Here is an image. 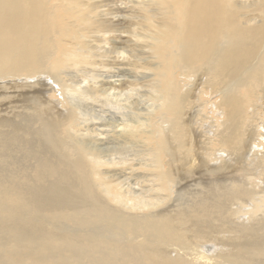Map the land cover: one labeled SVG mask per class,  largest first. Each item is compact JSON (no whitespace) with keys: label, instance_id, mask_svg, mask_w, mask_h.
Wrapping results in <instances>:
<instances>
[{"label":"bare ground","instance_id":"6f19581e","mask_svg":"<svg viewBox=\"0 0 264 264\" xmlns=\"http://www.w3.org/2000/svg\"><path fill=\"white\" fill-rule=\"evenodd\" d=\"M149 1L157 11L144 9L155 62L142 68L154 92L140 116L118 93L126 82L114 78L119 71L86 85L68 79L65 69L86 63L81 0H0V264H215L222 257L264 264V133L253 128V108L264 99V0ZM209 94L218 97L211 105L219 117L203 141L192 120ZM95 95L114 112L99 106L88 114L82 100ZM96 126L97 144L88 145L81 132L89 136ZM133 139L155 196L113 180L109 168L130 164L124 144ZM200 143L204 150L195 151ZM181 153L218 172L212 184L225 188L211 201L171 204L197 178L176 172ZM60 219L85 231L44 227ZM186 230L195 242L218 237L227 251L173 258L172 246L191 242Z\"/></svg>","mask_w":264,"mask_h":264},{"label":"rangeland","instance_id":"374dc122","mask_svg":"<svg viewBox=\"0 0 264 264\" xmlns=\"http://www.w3.org/2000/svg\"><path fill=\"white\" fill-rule=\"evenodd\" d=\"M81 1L83 3V12L86 13V15L82 18V22H81L80 26H78V30H79V41H81V52L86 57V63L79 64V65H77V67H71V68L65 69L67 77L68 76L70 77V78L68 77V79H70L73 83H80L81 85H86L87 83H91L93 78L97 80L98 75H102V74L109 75L111 71H114V73H116L115 75H117V73L119 71L118 77L116 76L114 78L117 79L120 77V78H123V80H125L126 82L121 84V86H120L122 91L118 92L116 90V92H118L119 94H122L125 92L124 95H126V97H128V101L130 103L129 106L131 107V109H130L131 111L135 112L136 114H138L140 116H142L143 113H148V109H150L149 107L152 103V95H153L154 89L150 90V87H149L150 77L148 75L151 74V72H148L150 70L147 68H149V66L153 62H155V60H154L153 55H152L153 53L151 52L150 47H149L150 28L148 27V23H147V15L148 14L145 13L144 9L146 7L147 10L151 11L153 14L156 15V12H157L156 6L153 4L151 5L149 0H142V1L141 0H135V1L134 0H81ZM139 3H140V5H139ZM125 4H126V6H125ZM145 5H147V6H145ZM152 8H154V9H152ZM158 17L159 16L157 14L156 18H158ZM111 20H114V21H111ZM122 51H123V53H122ZM129 52H131V53H129ZM126 58H129V59H126ZM114 60L116 61L115 64H113ZM135 60L136 61L141 60L142 65L144 64L147 67L144 65L143 66L139 65L140 61H139V63H137ZM127 61H129V62H127ZM107 62H109V64L111 62L112 63H111V65H105ZM135 62H136V64H138L140 66V69H142V72L140 69L139 70L137 69V68H139V66L136 65ZM132 64L133 65L135 64V65L131 66ZM111 67H113L115 69L113 70ZM142 67L146 68L148 71L146 69H143ZM79 69H81V70H79ZM116 69H117V72H116ZM135 69H137L138 71H136ZM121 75H123V76L121 77ZM124 87H125V89L123 90ZM120 88H118V89H120ZM119 94H118V98L116 96V99L120 98ZM124 95L121 96L122 98H120V99L125 98ZM209 95H210V97H209ZM209 95H208L209 101H207V98L204 95L201 97L202 99L200 101H205L206 104L204 102H199L200 106L194 112V116H193V120H192V124H193L194 129H196L197 131H200L201 134L204 135V136L201 135L199 137V139H202L203 141L206 140V137L208 135L207 133H208L210 127L212 129V126L214 125L215 120H217L219 117L216 109L211 105L212 102L215 101L218 97L215 94H209ZM102 96H103V98H99V96L95 95V97L90 98V100L88 98L85 100H82V103L84 104V108H86L85 110L87 111L88 114L91 115V113H90L91 111H92V113L97 112V110H99L101 106H103L101 109L104 108L103 109L104 111L107 110V111L114 112V110L111 109L109 106H104L103 104H101V101L104 99V95H102ZM212 98H213V100H212ZM196 101H197V98H196ZM202 103H203V105L205 104L206 108H204L205 106L203 107ZM131 104H132V106H131ZM207 104H209V105H207ZM132 107H133V109H132ZM201 107H203V108H201ZM214 112H216V114ZM205 113H206V115H205ZM207 114H208V116H207ZM258 114H259V116H258ZM253 115H254V120L256 119L255 123L258 126V127L254 126L253 128L257 129L260 132L262 131V133H264V124H263L264 123V99H259L258 101H256V104L253 108ZM203 119H204V122H203ZM90 120L95 122V124L97 125V122L95 120H93V119H90ZM207 122H209L207 124V126H204V125H206ZM209 124L211 125L210 127L208 126ZM100 128H102V127H100ZM103 129H105V128H103ZM96 131H93L92 133L90 132V134H89L90 138L89 139H87L89 136L85 135L87 133L81 132V134H84L85 137H82L80 139H82L88 145H93L94 143L97 144L96 139H98L99 136H96V135H98V133L100 131L99 126L97 127ZM248 131H249V128H248ZM93 133H94L95 137L92 136ZM251 142L253 143V141H251ZM128 144H130V148H129V150H130L129 151V153H130V156H129L130 164L127 162V163H125V166L123 164V165L118 166V167L109 168L110 170H115L116 176H114L113 180L120 181L118 186L123 185L121 187L122 189H124V187L125 188H127V187L132 188V186H133L134 189L137 188V189H141V190L145 191V193L147 192L146 194L147 195L149 194V196L157 195V192L153 189L154 182L152 181L151 176H149L150 175L149 170L147 171L142 165H140V163L142 161H144L142 158V155L140 153L136 154V152H135V151L142 148L141 143L138 140L133 139L130 141V143H125L124 145L128 146ZM106 146L112 147V144L110 143L109 145H105L104 147H106ZM200 146H202L201 143L198 145L194 144V150L198 151V152H201V150H204V148L203 149L199 148ZM203 146L206 149L210 148L209 145L204 144V143H203ZM135 148L137 150H134ZM133 151H134V153H133ZM133 154L135 155V158L132 157ZM249 156H250V154L248 155V157ZM180 157H182V160L180 161V163H178L179 168L176 169V172L180 175V178L181 179L185 178V175H187V177H194V179L196 177L197 178L194 181H190V182L188 181L189 183L187 182L185 185L182 186L181 191H183V190L188 191V192H185L186 194L183 193L184 191L183 192L179 191L181 194L179 192L174 193L175 196H174V194L172 195V197L174 196L173 197L174 199L172 200L171 204H177L179 206V203H180V205L184 204L186 207V204L190 205L193 203L194 197H196L194 199L197 200L199 198V196H201L200 198L207 199V201H211L212 198H214V196L216 197V195L218 194L217 192H219V191H221V189L225 188V186L217 187L216 185L214 186L212 184L214 177H217L219 174L217 171L212 174L210 172V170H206V167L204 166V164H208L209 162L204 163L202 165L198 162L199 165L197 164V166H194V163H192V161H190L191 160L190 157L188 158L184 153H181ZM138 161H139V163H138ZM189 161H190V163H192L191 168L189 167V165H187V164H190ZM210 163H213V162H210ZM140 167L142 170L140 169ZM135 168H137L139 170H137ZM139 171H142V172L145 171V173H143V175H142V172H139ZM146 173H148V174L146 175ZM203 173H205V174H203ZM200 174H201V176H200ZM139 175L142 177H140ZM238 176L239 175H234V176L231 175V178L234 177V179H237V178L239 179L240 176L239 177ZM209 177L210 178L212 177L213 179L212 178L210 179ZM120 178H122L123 181L120 180ZM128 178H131V179L129 180ZM199 180H201V181H199ZM240 181L245 182L246 179L241 178ZM128 182H130V183L128 184ZM142 183H143V185H142ZM91 184H92V181H91ZM134 184H136V185L134 186ZM196 184L198 187L195 186ZM137 186H139V187H137ZM187 186H189V188H187ZM193 186H195V187H193ZM190 188H191V192L189 194ZM217 188H219V190ZM148 189L151 191V193H150V191H148ZM178 194L182 197V200L185 199V201L186 202L188 201V202L185 203V201H183V203H181L182 200L180 201L181 197L179 198ZM195 195H197V196H195ZM185 196H187V197H185ZM177 200L179 201L178 203H176ZM249 202H250V200L248 198H246V199H244L243 204L248 205ZM172 209L176 210V206L172 207ZM214 223H216V222H214ZM51 225H52V227H51ZM44 227H47L48 229L55 231L54 233H58L61 235H67V233L69 234L71 232L75 233L77 231H82V232H79L77 235V236H80L85 231V229L83 230V227H79V226L73 224L72 222L66 221L64 219L51 220L48 223V225L44 224ZM59 228H60V231H59ZM205 228H207V224H205ZM186 231H187V235H189V239H191V242H190L188 248H186L187 246L184 244H181V247H183V248H179V249H178V247L172 246L171 247L172 252L170 255H172V256L173 255H179L184 260H189V259L192 260V259H195V257L197 255H198L197 257H199L201 255V252L208 253V255H211V254L213 255L214 253L215 254L217 253V255H218V254H222V253L224 254L227 251V246L221 245L220 241H217L215 239V238L218 239V237H214V239L211 241L199 240L200 242L204 243V244H200L199 241L195 242L194 240H192V239H194L193 235H195V234H193L191 231H188V230H186ZM70 235H72V234H70ZM177 245H179V242L177 243ZM207 246L208 247L210 246L211 248L210 247L208 248ZM214 250H215V252H214ZM164 251L167 252L166 250H164ZM165 252H163V253H165ZM173 258H174V256H173ZM222 258L220 260H219V258H217V260H219V261L216 260L217 262L215 261V264H233V262L231 260H229L227 257L224 260H222ZM259 260L261 261L262 258H259ZM239 264H241V263H239Z\"/></svg>","mask_w":264,"mask_h":264}]
</instances>
